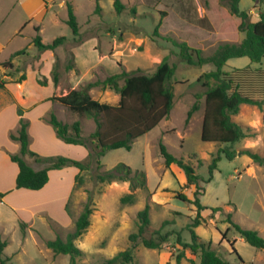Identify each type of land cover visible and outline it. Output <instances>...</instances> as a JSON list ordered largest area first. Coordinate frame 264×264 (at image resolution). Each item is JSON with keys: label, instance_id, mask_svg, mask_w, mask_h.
<instances>
[{"label": "rangeland", "instance_id": "1", "mask_svg": "<svg viewBox=\"0 0 264 264\" xmlns=\"http://www.w3.org/2000/svg\"><path fill=\"white\" fill-rule=\"evenodd\" d=\"M5 1L1 2L6 6ZM121 1L125 7L121 13H117L112 0H50L52 6L42 19L40 31L35 32L32 23H27L21 33L11 36L0 58H8L12 50L22 52L13 57L12 67L0 65V72L14 78L22 73L25 76L27 74V80L22 79L17 84L20 88L11 86L14 94L34 98L50 94L60 96L73 88L103 80L122 70L152 72L156 64L167 57L169 63L175 66L171 79L174 92L172 108L156 126L136 138L130 150H109L101 158L102 165L99 168L93 161L88 169L81 171L76 166L66 165L65 168H74L76 173L72 175L69 169L60 176L53 175L52 186L48 191L40 196L34 195L33 200H23L24 207L14 209L23 219H33L31 228L27 229L24 223L9 219L10 216H0V233L2 238L8 240L2 256L9 258L10 264H71L69 254L54 253L45 245V240L57 236L64 238L73 229L75 219L91 197L93 211L90 224L74 241L83 252L76 258L78 264H103L105 259L130 247L133 260L129 264H176V256L180 252L183 253L180 264H198L199 254L191 253L176 241L177 233L181 234L184 241H190L186 224L196 213L194 205L179 200L176 194L183 192L192 199L195 186L186 185L184 172L176 165L164 166L158 151L161 141L170 153L193 165L201 177L200 200L207 208L201 211L205 221L194 228L199 240L210 242L227 264H237L238 255L245 264H264V249L247 243L226 221L230 213L235 223L258 231L264 238V165L243 154L244 149H249L264 155V104L262 107L245 103L240 105L232 118L249 128L248 132L253 135L235 143V157L231 160L222 157L212 178L205 181L209 176L208 166L223 145L200 138L204 99L197 98L196 94L203 93L204 87L195 80L202 73L214 70L215 66L210 62L187 64L180 59L178 47L168 39H195L201 47V54L208 56L222 42L240 41L243 33L234 30L229 23L225 14L226 6L220 0ZM68 3L73 7L80 31L78 36L73 35L66 23ZM96 4L100 8L98 11L95 10ZM239 7L250 11L252 21L258 19L263 8L258 1L253 0H240ZM23 15L17 6L9 12L2 29L4 38L11 35L14 27H20ZM37 33L45 44L58 36H65L67 40L53 50L40 51L33 43ZM69 63H73L74 67L67 69ZM54 65L59 75L56 84L53 83L51 72ZM247 65L264 68V57L258 63L252 62L247 56L230 58L222 69L231 71ZM39 80H46L45 86H40ZM89 93L94 99L110 104H116L119 100V94L110 88L94 86L89 89ZM7 98L11 99L6 97L3 101L7 108L0 116V142L3 143L6 139L5 120L14 123L13 112H10L14 102ZM195 103L198 109L187 120V112ZM15 110L18 113L17 108ZM55 113L64 123L71 124L78 120L81 135L87 136L94 130L93 120L84 114L71 112L66 107ZM35 143L32 145L33 150L42 149L41 144ZM46 144L58 154V148L48 142ZM72 146L76 147L74 151L79 155L75 159L84 161L88 147L84 144ZM67 152L65 150L64 155ZM198 160L202 163H198ZM30 161L34 160L30 158ZM118 162L142 170L146 176L147 190L132 188L128 181L100 182L97 179V173ZM78 172L83 183L75 186ZM129 192H135L136 201L124 205L120 197ZM65 197L66 211L61 207ZM8 201L7 205L13 202L10 199ZM146 204L149 205L150 228L157 229L164 220L169 221L163 230L171 231L170 241L160 248H147L139 241L132 243L129 240V235L137 228V212ZM43 207L60 225L48 222L44 215L36 211ZM212 207H221V210L213 212ZM25 209L26 212L23 211ZM222 232H225V238ZM233 248L236 252H233Z\"/></svg>", "mask_w": 264, "mask_h": 264}, {"label": "trees", "instance_id": "2", "mask_svg": "<svg viewBox=\"0 0 264 264\" xmlns=\"http://www.w3.org/2000/svg\"><path fill=\"white\" fill-rule=\"evenodd\" d=\"M112 1L115 11L121 13L125 7L123 2L121 0ZM220 1L226 6V18L234 30L243 33L240 41L222 42L211 55L204 56L201 54V47L195 39L177 41L168 38L173 45L178 47L180 59L187 64L201 65L210 62L215 66L214 70L202 73L195 80L196 83H200L204 87L203 93L196 94L197 98L203 97L204 99L200 138L202 141L218 142L223 145L212 158L208 166L209 176L205 181L212 178L213 171L217 168L222 157L229 160L235 157L236 150L233 148L235 143L253 135L248 132L249 128L243 127L232 118L239 111L240 105L245 103L262 107L264 104V68H251L247 65L234 68L231 71L222 69L230 58L247 56L252 62L258 63L264 57V0H253L258 1L263 6L258 19L254 21L250 20L251 13L249 10L239 7L240 0ZM99 9V5L96 4L95 10L98 11ZM67 13L66 23L71 28L73 35L78 36L80 31L70 3L67 4ZM35 30L38 31L39 27L36 26ZM66 40L65 36H58L51 43L45 44L42 42L39 33H37L33 38V43L38 50L43 51L53 50ZM21 52L22 50H18L12 53L10 58L1 62L0 65L12 67V58ZM73 67V63L66 65L67 69ZM56 68V65H54L51 71L54 84L57 83L59 77ZM174 72L175 66L169 63L167 57H164L156 64L152 72H142L140 69L122 70L107 76L103 80L88 82L80 88H73L66 94L49 97V100L58 101L69 111L84 114L93 120L94 130L84 136L81 135L78 120L71 124L64 123L54 113H51L47 118L56 135L64 142L84 144L88 147V154L84 161L63 155L43 156L32 151L29 148V122L22 117L23 110L18 107L19 127L16 133H10V138L18 141L20 145L19 153L10 154V159L16 162L18 166L15 187L37 190L42 188L48 181V170L50 169L73 165L81 171L88 169L92 161L99 168L102 165L101 158L109 150L116 148L130 150L136 138L151 130L169 114L174 97L171 82ZM25 77V74L22 73L14 81L20 82ZM5 83L6 81L0 75V88H4ZM39 83L45 85L46 80H39ZM94 86H100L102 89H113L119 94L118 102L110 104L94 99L89 93V89ZM197 109V103L191 106L187 112V120ZM158 151L165 167H169L171 164L176 165L184 172L186 185L195 186L192 199L183 192L176 194V198L179 200L194 205L196 211L195 216L186 224V229L190 233V241H184L181 234L177 233V243L184 249H189L191 253L199 254L198 264H227L210 242L199 240V236L194 230L195 227L205 221L201 211L207 208L200 200L202 194V187L199 183L200 175L196 173L193 165L184 161L182 157L170 153L161 141L158 143ZM243 154L248 155L254 162L264 165V155L252 152L249 149H244ZM26 156L42 164V166L39 169H34L27 162ZM198 163L201 164V160H198ZM96 177L100 182L128 181L132 188L147 190L145 173L139 169H132L124 162H118L113 167L97 173ZM82 183L83 178L78 172L75 175V186ZM3 196L4 193L0 192V200ZM135 201V192L125 193L120 197V202L124 205L133 204ZM211 209L215 212L221 210V207H212ZM92 211V198L89 197L83 210L75 219L73 229L67 232L64 238L57 236L54 239L45 240V245L56 254H69L71 264H78L76 258L81 256L83 252L74 241L88 228ZM226 219L247 243L256 248L264 249V238L258 231L241 227L232 220L230 213ZM168 223V220H164L159 228H150L149 205L146 204L137 212V228L135 232L129 235V240L132 243L139 241L147 248H160L170 241L171 231L163 230ZM222 236L225 238V232H222ZM6 244L0 234L1 264H10L9 258L2 256ZM233 252H236L235 248H233ZM182 256V252L177 254L176 264H180ZM238 259L237 264H245L239 255ZM132 260V247H130L105 259L103 264H129Z\"/></svg>", "mask_w": 264, "mask_h": 264}, {"label": "crops", "instance_id": "3", "mask_svg": "<svg viewBox=\"0 0 264 264\" xmlns=\"http://www.w3.org/2000/svg\"><path fill=\"white\" fill-rule=\"evenodd\" d=\"M1 1L2 0H0V54L4 51L6 46H8V43L11 40V36L21 33L22 28L27 23L28 24L32 23V26H33V29L35 32L40 31L42 19L46 16V14L48 13V11L50 10V8L52 6L50 3V0H10V1L3 0V1H5L6 6ZM15 6L19 7V9L24 13L25 16L23 15L22 21L20 23L21 24L20 27L18 29H17V27H14L12 29V32L10 33L11 35L8 36L7 38H4L2 36L3 35L2 29H3L4 21L9 17V12H11V10L13 8H15ZM36 26L39 27L38 31L35 30ZM16 51L17 50L10 51L8 53V58H6V59L0 58V63L5 61V60H8L10 58V56L12 55V53H14ZM12 62H13V60H12ZM1 73L2 72H0L1 78L3 80H5L6 83H5L4 88H0V93H1L0 95L2 96V99H0V116L2 115L4 109L7 108V106L5 107L3 101H5L6 97H10L11 99L7 98V100H13V102H14L13 105L11 106V110H10V112L11 111L13 112L14 123H11V122H8V120H5V122H4V126H5L4 134L6 135V139H5V143H3V141L0 142V192L4 193V196L0 200V205H2V207H3L2 209H0V216L4 215L7 218H8V216H10L9 219H13V220H16L18 222L24 223L26 228L27 227L31 228L33 219H31L30 221H29V219H27V220L23 219L22 217H20L19 212H18V214L16 213V210L14 208H16L18 210L19 208L24 207L23 202H22L23 200H26V199L27 200H33L34 195L40 196L44 192L48 191L49 187L52 186L51 183H52V177H54L53 175L60 176L61 174L65 173L66 170L69 171V169L72 171V175H74L76 173V170H73L74 168H65V167L64 168H58V169H50L48 171V181L46 182V184L42 188L37 189V190H32V189H27V188H16L15 187V180H16V175L18 172V166H17L16 162H14L10 159V154H17V153H19V149H20L19 142L10 138V133L11 132L16 133V130L19 127V121L18 120H19L20 116L18 113L14 112V111H16L15 109L16 108L18 109V107H21L23 110L22 117L27 119L29 122V125H28L29 148L32 151H34L40 155H43V156H50V155H52V156H54V155L67 156L68 155V157L73 158V159L78 158L79 155H77V152L74 151V148H76V147L72 146V143H66L62 139H60L56 135L51 124L47 121V118L51 113H54L57 116V118L60 120V116L57 115L58 113L56 114L55 111L57 112V110H59V109L62 110L64 108V106L62 104H60L59 102L49 100L48 98L51 97L52 94H50L48 96H40V97H36V98L30 97L29 95H25V94H22V95L14 94L12 92L11 86L14 85L16 88L19 87V86H17V84H19V82H14V80L17 77L14 78L9 74H1ZM25 79L27 80V74H26ZM48 85H46V86H48ZM40 86H45V85H40ZM6 94L9 96H7ZM38 129H39V132H37ZM32 142H34V143L36 142L35 144H37V142L39 144H41L40 146H42V149H40L41 147H39V149L33 150L32 145L34 143H32ZM47 142L52 144L54 146V148H58V150H56L58 152V154L54 153V151H51L52 149L50 146L48 147V145L46 144ZM65 150L68 151L66 153L67 155H64ZM25 158L28 159L27 162L34 169H39L42 166V164H40L38 162H35V161L31 162L30 158L28 156H26ZM71 167H74V166H71ZM65 196H66V194H65ZM8 199L13 200V202H11L9 204L10 206L6 204V203L10 202V201H8ZM63 200H64V203L61 204V207L66 211L67 197H65ZM26 202L28 203L29 201H26ZM18 205H21V206L18 207ZM37 206H39V205H36L35 207H37ZM43 208L44 209H38L36 211H38V213L44 215L48 222L52 221V222H55L58 225H60L56 221V219L49 216V213L47 211H45L46 208L45 207H43ZM64 210H63V214L65 215V218H66L67 216H66ZM23 211L26 212V209ZM36 211H34V212H36ZM6 214H8V215H6ZM0 219H1V217H0ZM0 234L2 237V233H0ZM2 239H4V238H2ZM4 240L6 241V243H8L7 239H4Z\"/></svg>", "mask_w": 264, "mask_h": 264}]
</instances>
